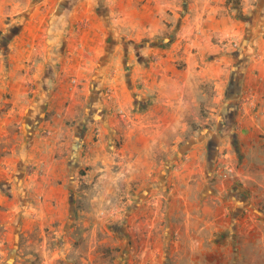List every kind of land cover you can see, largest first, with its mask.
I'll return each mask as SVG.
<instances>
[{"label":"rangeland","instance_id":"rangeland-1","mask_svg":"<svg viewBox=\"0 0 264 264\" xmlns=\"http://www.w3.org/2000/svg\"><path fill=\"white\" fill-rule=\"evenodd\" d=\"M0 264H264V0L0 12Z\"/></svg>","mask_w":264,"mask_h":264},{"label":"crops","instance_id":"crops-1","mask_svg":"<svg viewBox=\"0 0 264 264\" xmlns=\"http://www.w3.org/2000/svg\"><path fill=\"white\" fill-rule=\"evenodd\" d=\"M22 1L23 0H0V12L1 13H6V12H10V11H13V10H15V6L16 7H20V4L22 3ZM78 3V2H77ZM80 3V2H79ZM78 3V4H79ZM80 5V7H79V9L78 10H74L73 9V7H71V11H72V13H74V11H76L75 12V18L76 17H80L79 19H73V20H70V17H69V15H68V17L65 19V20H62L60 23H59V21L58 22H52L53 23V25H52V29L53 30H55V29H57V28H61V31H64V30H66V28L68 27V26H71L72 28H74V31H73V33L70 35V37L69 36H67L66 37V40H65V42H64V44L66 45V55H67V51L69 50V48L68 47H72V48H74V49H76V50H69V53H72V58H70L68 55V57L66 58L67 59V61H66V63H65V71L67 72L69 69H71V68H74V67H72L71 65H69V61H70V59L71 60H76L77 61V64L80 66V59H81V3L79 4ZM37 9V8H36ZM4 17V16H3ZM62 17V16H61ZM32 20H36V21H38V19L36 18V17H32L31 18V22H32ZM29 24H30V22H28ZM58 24H60V25H58ZM58 25V26H57ZM31 26V25H30ZM90 26H92L91 24H89V27ZM38 28H40V27H38ZM59 34V33H58ZM88 36H94V35H99L98 33H97V31H94V30H90L89 31V33L87 34ZM61 36V35H60ZM62 37H63V35H62ZM73 41V42H72ZM77 43V44H75L74 45V43ZM71 48V49H72ZM65 55V56H66ZM71 71V70H70ZM70 71H69V73H70ZM68 73V74H69ZM79 73V72H78ZM77 73V74H78ZM66 74V73H65ZM64 73L63 74H61V76H64L65 75Z\"/></svg>","mask_w":264,"mask_h":264}]
</instances>
